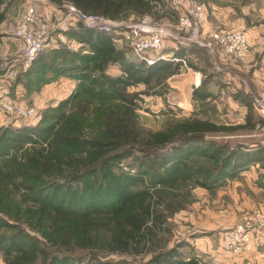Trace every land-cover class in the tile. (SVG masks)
I'll return each mask as SVG.
<instances>
[{"label":"trees","instance_id":"1","mask_svg":"<svg viewBox=\"0 0 264 264\" xmlns=\"http://www.w3.org/2000/svg\"><path fill=\"white\" fill-rule=\"evenodd\" d=\"M49 1L113 20L169 15L165 0ZM5 3L0 0V27L7 17ZM65 36L80 47L49 49L18 82L32 93L67 78L76 82L74 91L46 109L34 126L0 128L4 263L129 264L108 258L147 255L151 258L143 264H199L193 255L184 257L185 243L168 245L170 221L192 203L194 189L214 192L253 164L264 166V147L233 148L222 140L264 127L253 97L236 96L248 110L245 124L217 121L211 113L218 111L209 107L210 74L193 92V101L203 103L210 115L146 129L138 113L140 96L168 87L167 81L185 71L183 64L136 62L116 46V36L76 22ZM173 48L191 69L197 68L191 56L205 53L197 46ZM112 66H119L121 75L109 74ZM139 85L147 91L129 92ZM129 159L134 175L122 167Z\"/></svg>","mask_w":264,"mask_h":264},{"label":"rangeland","instance_id":"2","mask_svg":"<svg viewBox=\"0 0 264 264\" xmlns=\"http://www.w3.org/2000/svg\"><path fill=\"white\" fill-rule=\"evenodd\" d=\"M5 2L4 7H7V17L0 27V34L2 35V42L0 45V128L34 126L41 120L42 114L46 109L49 107H56L70 94L64 92L60 95H52L46 86L43 87L41 91L31 93L18 82V79L32 67L28 71L25 70L22 54L23 47L15 37L17 23L25 14L27 7L32 5L45 15L43 18L49 21L48 29L51 31V34L44 52L52 48L60 47L63 44L70 45L72 43H70V40L65 36V32L68 31L69 26H65L63 29L61 27L58 28V19H63L65 15L64 9L63 13L58 10L62 6L64 8L66 4L56 5L49 0H5ZM165 3L166 12L164 13H169V15L166 14V17H154V15H152V17L146 16L140 19L128 14L129 16L127 15L125 19H112L116 25H120V28L115 30L117 32H113L112 34L122 41L119 47L124 49L127 53H130L131 40L128 39V37H130L131 34L130 30L127 29L125 25H137L145 20H149L152 24L157 25H177L179 15L178 11L174 9V7H176L174 5L176 1L165 0ZM49 4L55 9L56 15L58 14L55 18L52 14L53 11H50L51 8H49ZM62 21L60 23H62ZM166 45V54H171V51H175L173 48L174 44L167 42ZM220 55L221 53H218L213 56L205 51V53L196 55L195 58L191 57L190 60H193L197 68L185 69L182 74L191 70L189 73L202 74L204 81L207 80L210 74L219 75L221 72ZM228 57L231 56L228 55ZM111 73V75L116 76L115 73ZM61 79L51 84H57ZM170 80L167 81L168 87H157L151 91V93H156L157 95L140 96L141 101L138 113L141 118V123L146 129L159 131L162 130L171 119H187L193 117L195 114L200 115L205 112L210 115L211 113H208L207 110L203 111L202 106L204 104L194 102L193 95L192 100L185 101L181 94L172 88ZM60 84L62 85V83ZM213 87V84L211 88L208 87L209 90L214 93V97L211 100L212 104H209V107L216 109L218 112L215 114L213 113L215 111L212 110L211 115L212 117H217V121L223 122L222 115L226 109L230 107L231 109L237 110L241 109L242 105L239 103V105L227 106L225 102L217 98L218 96L216 93L220 91L219 86ZM145 91H147V88L143 85L129 89L130 93H141ZM253 95L251 94L252 97ZM6 103L33 107L37 110L38 114L36 117L29 120L21 119L14 114H7L4 109ZM256 113L258 114V112ZM222 140L230 142V146L233 148L240 145L244 147H248L249 145L264 147V127H256L252 134L248 132H239L235 136L225 137ZM131 162L132 159L123 162L122 167L124 171L134 175L136 173V168ZM243 174L248 175L247 180L242 177ZM235 180L236 182H234ZM251 186H255V188L257 186H259L257 188L262 186L264 190V166L253 164L248 170L242 172L238 178L228 180L214 192L203 188L194 189L192 191V203L186 210L177 214L170 221L173 234L169 238L168 245L173 247L178 243H185L187 247L181 250L182 253H184V257L188 258L193 255L199 264H215V262L218 261L216 260L217 258L214 257L212 250L209 253H205L206 251H210L205 249V245L209 243L210 249L214 248L213 251L218 253L219 248H221V241L229 231L241 225L244 219L249 217L250 214L257 210H264V191H257L254 193ZM150 258L151 256L147 255H112L108 259L113 262L126 261L129 262V264H143ZM223 259L224 260L221 261L227 264L226 260L229 258L223 257ZM0 264H5L1 254ZM234 264L236 263L234 262Z\"/></svg>","mask_w":264,"mask_h":264},{"label":"built area","instance_id":"3","mask_svg":"<svg viewBox=\"0 0 264 264\" xmlns=\"http://www.w3.org/2000/svg\"><path fill=\"white\" fill-rule=\"evenodd\" d=\"M186 6L179 11L178 24L157 25L145 20L137 25H125L130 30L131 49L128 56L136 61L153 65L159 60L181 62L185 69H190L186 58L179 59L174 53L166 54L167 42L170 41L174 47L197 46L209 54L215 56L225 53L234 59L244 62L250 53V44L244 32L236 30H213L205 34L203 22L205 20V9L197 0H183ZM65 15L58 19V28L73 25L75 22L82 24L91 30L112 35L120 25H116L110 18L90 15L82 12L72 4H66L59 11ZM177 11V10H176ZM41 11L32 5L28 6L25 14L17 23L15 33L16 40L23 47V62L25 70L28 71L37 59L45 51L51 31L49 21ZM63 20V21H62ZM62 21V23H60ZM122 26V25H121ZM127 33V32H126ZM206 35V36H205ZM70 47L76 50L80 47L75 41L70 40ZM122 41H116L119 47ZM122 46V45H121ZM121 49V47H119ZM254 106L259 115L264 119V91L253 95ZM4 109L7 114H14L21 119H32L38 112L33 107L14 105L6 103ZM264 229V210H257L244 219V222L235 229L229 231L222 240L221 248L224 252L234 257L248 253L254 247V235Z\"/></svg>","mask_w":264,"mask_h":264},{"label":"crops","instance_id":"4","mask_svg":"<svg viewBox=\"0 0 264 264\" xmlns=\"http://www.w3.org/2000/svg\"><path fill=\"white\" fill-rule=\"evenodd\" d=\"M175 1L176 3L174 5L176 7H174V9L178 11L179 9L183 10L185 8V2L182 0ZM197 1L205 9L203 29L206 35L213 30L241 31L247 35L250 44V53L247 60L244 62H240L232 57H228L225 53H221L219 57L221 62V72L219 75L214 74L212 80L214 87L219 86L220 91H217L216 93L218 96L217 98H219L220 101L225 102L227 106H235L239 105V102L235 98L239 93L245 92L253 95L255 93L263 92L264 0ZM49 5V8H51L50 11H53L52 14L55 18L58 14L56 15L55 9L52 8L51 4ZM68 46L70 47V45ZM171 53L173 52L171 51ZM191 57L195 58L196 55H192ZM111 72L115 73L116 76L121 75V69L119 66H112L109 69V74H112ZM189 72H191V70L179 76H175L170 80L172 88L178 91L185 101L192 100L194 90L200 86L203 80L202 74ZM60 83H62V85ZM46 87L52 95H60L64 92L71 94L76 87V82L63 78L57 84H50ZM247 114L248 110L246 107L241 106V109L237 110L229 107L223 112L222 118L224 120L223 122L226 124L240 125L245 124ZM242 177L246 180L248 179V175L246 174H243ZM234 182H236V180ZM257 187L255 188V186H251L254 193L257 191H264L262 186L260 188ZM253 241V250L248 253L245 252L238 257H234L230 253L224 252L222 248H219L218 253H216L213 251L214 248L210 249V245L207 242L205 249L210 251H206L205 253H209L212 250L214 257L218 260L215 264H224V262L221 261L224 260L223 257L230 259H228L229 261L226 260L227 264H234V262L236 264H264V229L254 235Z\"/></svg>","mask_w":264,"mask_h":264}]
</instances>
